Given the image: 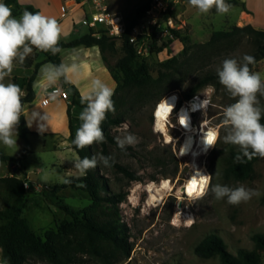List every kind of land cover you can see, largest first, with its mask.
<instances>
[{
  "label": "rangeland",
  "instance_id": "1",
  "mask_svg": "<svg viewBox=\"0 0 264 264\" xmlns=\"http://www.w3.org/2000/svg\"><path fill=\"white\" fill-rule=\"evenodd\" d=\"M112 10L121 13L125 23L134 15L145 0H108ZM232 5V4H231ZM230 12L218 15L215 9L208 14H199L197 9L185 0H180L175 9L159 16V25L152 30L148 24L147 14L140 19L136 26H140L142 36L140 45L135 47L138 60L145 62L149 67V74L157 79L160 71L171 74L159 85L145 89L143 100L134 104L128 110L124 122L119 126L111 127L110 133L115 138L126 133L135 134L138 143L135 146H126L121 150L114 145L109 146L111 156L119 164L136 171L140 181L130 182L122 174L110 167H105L98 161L99 173L107 181L112 193L123 192L125 200L119 205L122 222L127 225L130 237L131 254L128 259L120 258L114 264H220L218 257L204 259L195 254L196 246L209 234L219 235L225 242L227 249L236 255L238 250H255L252 237L255 234L264 235V158H261L254 167L250 179L234 181L224 177L226 168L225 159L232 150L238 147L223 143L224 135L222 119L223 109L235 100L231 98L224 87L215 79L213 84L200 88L196 95H203L210 100L206 112L194 115V122L201 126L208 120V128L216 129L221 139L207 155H200L197 160L205 172L211 175L210 186L217 183L229 187L244 185L247 188L258 190L261 195L253 197L247 203L230 205L226 198L216 200L210 191L201 197H189L180 193V189L188 182L193 174L192 155L181 156L180 147L183 132L178 123L179 109L173 111L168 119L167 133L174 141L167 142L163 133L155 127V111L158 104L166 96L176 93L179 95L180 106L187 102L188 95L196 84L208 75H217L216 68L225 58H242L248 54L255 58V64L250 65L252 71L260 72L264 77V39L247 32L237 31V27H244L239 21L240 7L232 5ZM171 16L175 21V31L179 38L161 53L151 51L152 43L158 40L157 46L168 38L173 37L165 32L164 20ZM216 31L232 32L227 39L209 44ZM116 51L106 52L107 64L115 68L117 63L125 57L123 38L113 37ZM149 46V55L140 52V46ZM176 57L175 69L163 68L162 64ZM133 99L134 92L127 94ZM261 107H264V97H259ZM127 125V129L124 128ZM17 149L6 148L0 143V152L18 158L23 149V141L17 137ZM94 154H102L101 149L94 145ZM25 165L28 167L27 181L31 187L27 190V208L24 217L32 229L41 237L49 229L61 231L73 223L62 206L74 210H82L91 204L89 195L80 189L66 188L56 195L50 193L55 185L62 184L63 168L50 171L39 153L31 155ZM53 169V168H52ZM176 174H173L175 173ZM28 174V173H27ZM18 176L10 163H0V177ZM29 177V178H28ZM165 179L169 180L173 192L168 188L157 191ZM153 183V184H152ZM25 184V185H26ZM155 186L156 200L147 191L148 185ZM40 186V187H39ZM180 186V187H179ZM175 188V190H174ZM37 189V190H35ZM161 193V195H160ZM164 193V194H163ZM163 194V195H162ZM105 196V193H102ZM167 196V197H166ZM164 198V199H163ZM13 199L0 187V211L10 207ZM176 212H182L184 217L176 216L179 226H173L171 221ZM191 217V225L186 220ZM261 264H264V252L260 253ZM24 264H46L36 258L28 257ZM73 264H102L90 255H78Z\"/></svg>",
  "mask_w": 264,
  "mask_h": 264
},
{
  "label": "trees",
  "instance_id": "2",
  "mask_svg": "<svg viewBox=\"0 0 264 264\" xmlns=\"http://www.w3.org/2000/svg\"><path fill=\"white\" fill-rule=\"evenodd\" d=\"M152 2L153 0H145L136 10L135 15L126 23V32L123 35L125 57L117 63L115 68H111L107 64L105 56L106 52L113 53L116 51L113 37L107 35L97 37L94 35V31L90 29L87 34L77 37L68 43L59 41L61 49L77 46H98L103 60L108 65L117 83V88L112 97L116 109L115 114L109 112L101 125L105 135V142L93 144L83 150L77 149L72 145L79 158L94 155V145L101 149L103 155L111 156L109 146L114 145L119 148L110 133L111 127L119 126L124 122L128 110L134 104L143 100L146 88H153L163 82L165 78L171 76V74L167 75L160 71L159 77L154 79L149 74L148 65L138 60L135 47L130 43L131 31L139 20L145 17L151 8ZM226 2L239 7L242 6L243 9L245 8L244 5L240 4L239 0ZM4 3L12 7L13 16L17 15L18 12L22 13L24 10L36 12L32 6H20L17 0H5ZM236 30L254 34L264 39V31L257 30L251 25L237 27ZM232 34V32L216 31L213 33L209 44L227 39ZM172 35L173 37L168 38L159 46H157L158 40L155 39L152 43L151 51L158 54L163 52L173 43L175 38H179L178 31L172 30ZM262 48L264 49V45ZM33 52L44 54L45 59L35 65L33 74L25 83L27 95L22 98L23 106L25 103L34 100L33 83L37 77L39 67L47 62L53 65L61 64L60 53L52 55L50 52H42L35 48ZM175 63H177L176 57L163 63L162 67L173 70L176 68L174 66ZM60 79L62 85L72 93L70 104L82 110L86 105H81V95L78 89L72 86L68 79L67 81L63 77ZM215 79H218L217 75H208L202 78L194 89L186 95V99L193 98L200 88L213 84ZM134 91L133 99H128L127 94ZM68 114L70 116V138L72 140L81 121L71 116V107L68 110ZM261 123H264V114H262ZM28 133L27 122L24 117H21L18 135L24 141L22 154L18 158H14L0 152V163H10L20 173V177H0V187L8 192L13 199V204L10 207L0 211V247L6 262L8 264H24L28 257H33L46 264H73L78 255L82 254L90 255L102 264H114L122 257L128 259L131 254L130 237L127 233V225L122 222L119 208V205L125 200L126 194L123 192L112 193L110 191L107 181L99 173L98 164L95 169L89 170L85 177L73 178L70 184L55 185L50 191L52 195H56L66 188L80 189L86 192L91 199V204L82 210H74L66 205L62 206V209L73 218V223L64 228V233L49 229L46 231L45 236L41 237L32 229L28 220L24 217V210L28 204V188L25 187V184L28 181L23 161L30 154L29 141L27 139ZM237 153L238 150H232L226 157L224 177L234 181L248 180L254 172L255 164L261 158L255 157L251 161H247L245 158L244 163L237 164L234 162V157ZM110 168L122 174L130 182L141 180L140 175L136 171L128 169L115 160ZM173 174H176V171ZM81 184L86 186L81 187ZM102 193H105V196ZM252 239L256 246L255 250L240 249L234 255L228 251L224 240L219 235L211 233L196 246L195 254L204 259L218 257L220 264H261L260 253L264 252V235L255 234Z\"/></svg>",
  "mask_w": 264,
  "mask_h": 264
},
{
  "label": "clouds",
  "instance_id": "3",
  "mask_svg": "<svg viewBox=\"0 0 264 264\" xmlns=\"http://www.w3.org/2000/svg\"><path fill=\"white\" fill-rule=\"evenodd\" d=\"M199 14H208L215 9L218 15H225L233 7L226 0H188ZM62 27L55 17L45 15L41 12H31L24 10L17 18L13 16L12 7L0 0V143L6 148L17 149L18 126L21 117L27 122V127L31 128L33 122H37V130L40 134L45 133L49 128L50 116L43 111H31L25 113L23 97L25 92L16 83L11 82V75L16 62L23 64L26 57L33 53L34 48L42 52H50L56 55L62 51L59 46ZM255 58L245 54L239 60L237 58H225L220 66L216 68L219 83L224 87L227 94L235 100L223 109V143L232 144L238 147V153L234 157V162L242 164L251 161L255 157L264 158V123H261L264 107H261L259 97H264V77L260 72L252 71L249 67L255 64ZM76 64L71 66L61 63L59 65H45L42 73L47 80V86L55 85L60 78H65L69 72H75ZM6 78L9 82L5 83ZM114 89L101 79L92 81L88 92L82 93L80 98L82 111L78 119L81 121L76 130L72 145L77 149H85L93 144L105 142V135L101 127L109 112L115 114ZM56 92L50 94V98L55 100ZM210 106V100L200 101L199 108L204 112ZM40 108L39 106H37ZM174 105L163 98L157 106L154 115L159 121L162 113H169ZM178 123L187 128L188 117L180 116ZM127 129V125H124ZM159 130V123L156 129ZM203 143L206 148L216 147V143L221 139L220 133L214 128L203 129ZM115 142L121 150L126 146H135L138 138L135 134L126 133L123 136H116ZM187 151L186 147L180 148L181 155ZM98 161L105 167H111L114 157L103 154H94L91 157L85 156L74 160V169L79 177H85L89 170L97 167ZM199 177L201 180V196L208 194L211 175H205L196 171L193 182ZM61 182L70 184V178L61 177ZM81 187L86 185L81 184ZM27 187V185H25ZM210 191L216 200H227L230 205H239L249 202L253 197H259L261 193L244 185L229 187L227 185L215 184L210 186ZM181 215L176 212L171 221L173 226H179L176 216ZM191 217L186 220L187 225L192 223Z\"/></svg>",
  "mask_w": 264,
  "mask_h": 264
},
{
  "label": "crops",
  "instance_id": "4",
  "mask_svg": "<svg viewBox=\"0 0 264 264\" xmlns=\"http://www.w3.org/2000/svg\"><path fill=\"white\" fill-rule=\"evenodd\" d=\"M4 1L5 0H2V2ZM17 1L22 7L32 6L36 12L55 17L62 27L61 42L68 43L77 37L87 34L91 29L88 25V18L93 11L91 3L85 4L82 8L68 15L65 10L64 0ZM185 2H188V0H185ZM239 2L245 7L244 9L242 6L240 7V23L245 26L251 25L257 30L264 31V0H239ZM21 14L22 13L18 12L14 17L18 18ZM44 59V54L33 52L26 57L25 62L22 65L16 62L10 79L11 82L18 84L23 89L25 92L24 97L27 95L25 88L26 81H28L33 74L35 65L44 61ZM60 60L61 63L68 66H71L72 64L77 65L76 71L74 73L69 72L67 79L72 86H75L78 89L80 95L90 90L92 81L95 79H101L112 87L115 92L117 83L115 82L108 65L103 60L101 50L98 46L63 48L60 52ZM49 64L52 63L47 62L39 67L37 77L33 83L34 100L24 104L25 113L39 111L41 115H43V111L47 112L50 116L48 122L49 128L45 133L40 134L37 130V122H33L31 128L28 127L29 133L27 139L29 141L30 154L23 161V165L26 173H28L27 176H29L30 173L28 172V167L25 163L31 155L39 153L44 159V162L46 163L45 167L47 169L52 171L61 167L63 168V177L73 179L79 177L78 173L73 168L74 160L79 158V156L73 149L71 143L70 116L68 110L71 107V116L74 118H78L79 113L82 110L70 104L72 93L68 89L67 91L70 96L69 102L58 100L49 105L42 104L45 91L49 88L47 86V80L42 73V68ZM7 82H9L8 78L5 80V83ZM57 85L63 86L61 79L53 86ZM29 187H31L30 184Z\"/></svg>",
  "mask_w": 264,
  "mask_h": 264
},
{
  "label": "built area",
  "instance_id": "5",
  "mask_svg": "<svg viewBox=\"0 0 264 264\" xmlns=\"http://www.w3.org/2000/svg\"><path fill=\"white\" fill-rule=\"evenodd\" d=\"M179 2L180 0H153L151 8L147 12L148 24L151 25L152 30L155 27L160 26L159 16L162 13L166 14L173 11L176 5L179 4ZM87 3H91L93 6V11L91 12L88 18V25L94 31V35L97 37H100L101 35H107L109 37H116L122 39L124 33L126 32V23L121 13L112 10L108 0H64L66 13L70 15L76 10L82 8ZM164 25L166 26L165 32L167 33H170L172 29L176 28L175 21L171 16L166 17V19L164 20ZM140 30V26H135L134 29L131 31L130 43L133 44L134 47L140 45V37L142 36V34H145L141 33ZM140 48L141 50L139 53H141L142 49L144 48V54L149 55L150 49L148 45L146 47L140 46ZM53 92L57 93L55 100H52L50 98V94ZM177 96L178 107L176 109L180 107L179 95L177 94ZM193 99H196L197 101H202L205 98L203 95H195L193 98L189 99L190 102ZM58 100H64L68 102L70 100V96L67 89L61 85L47 88L42 104L49 105ZM185 103L186 102H184V104ZM201 112H203V110L199 111V113ZM26 185L27 187L29 186L28 184ZM0 264H8L3 257L1 247Z\"/></svg>",
  "mask_w": 264,
  "mask_h": 264
},
{
  "label": "bare ground",
  "instance_id": "6",
  "mask_svg": "<svg viewBox=\"0 0 264 264\" xmlns=\"http://www.w3.org/2000/svg\"><path fill=\"white\" fill-rule=\"evenodd\" d=\"M165 98L168 100V102L170 104L174 105V108L169 113H162L159 121H157V119L155 117V127H156L157 123H159V130L158 131L165 135L167 142H172V141H174V138H172L167 133V129H168L167 123H168V119L173 114V111L178 107V104H177L178 96L176 93H172V94L166 96ZM199 103H200V101H197L196 99H193L191 102H190V100H188L184 105H182L178 108L179 112L177 114L178 118L182 115L188 117V127L185 128V127H182L180 125V128L183 132V137L181 140V147L184 146L187 149L185 154L181 155V152H180V155L181 156L192 155V169H193L192 176L189 178L188 182L180 189V193L183 195L185 194L189 197H195V198L203 197V196L199 195V193H201L203 190L201 187L200 178L197 177L195 182H193V176H194L195 172L200 171L201 173L208 175L204 170L205 168H202L199 165V163H198L199 158L198 157L200 155H207L213 149V148H206L205 147V145L203 143V132L201 131V126H197L194 122V116L193 115L195 113L196 114L199 113V111L201 110L199 108ZM202 126H203L204 130H207L208 129V120H205L203 122ZM197 158H198V160H197ZM152 184L148 185L146 187V189L151 194V196L153 198L160 201L162 198L155 196V191H154L155 186ZM166 188H168V190H167L168 193L171 194V192H173L172 186H169V180L168 179H165L163 181V183L161 184V187L159 189L157 188V191L162 192ZM174 190H175V188H174ZM160 195H161V193H160ZM180 217H182V218L184 217V214L182 212H181Z\"/></svg>",
  "mask_w": 264,
  "mask_h": 264
},
{
  "label": "water",
  "instance_id": "7",
  "mask_svg": "<svg viewBox=\"0 0 264 264\" xmlns=\"http://www.w3.org/2000/svg\"><path fill=\"white\" fill-rule=\"evenodd\" d=\"M14 171L19 175L20 173L17 171V168L14 167Z\"/></svg>",
  "mask_w": 264,
  "mask_h": 264
}]
</instances>
